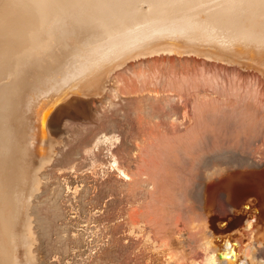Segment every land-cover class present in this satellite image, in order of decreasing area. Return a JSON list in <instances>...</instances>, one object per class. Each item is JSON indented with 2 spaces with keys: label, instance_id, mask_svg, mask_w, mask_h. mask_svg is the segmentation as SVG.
<instances>
[{
  "label": "bare ground",
  "instance_id": "obj_1",
  "mask_svg": "<svg viewBox=\"0 0 264 264\" xmlns=\"http://www.w3.org/2000/svg\"><path fill=\"white\" fill-rule=\"evenodd\" d=\"M37 2L0 0V264H264V185L251 187L264 168L254 24L228 9ZM198 64L235 75L220 84ZM88 92L99 97L93 110ZM59 125L73 134L68 149L42 170ZM116 128L110 152L100 145ZM90 146L116 168L92 187L73 180L69 197L63 170ZM219 183L221 214L210 187ZM100 222L87 241V224Z\"/></svg>",
  "mask_w": 264,
  "mask_h": 264
},
{
  "label": "rangeland",
  "instance_id": "obj_2",
  "mask_svg": "<svg viewBox=\"0 0 264 264\" xmlns=\"http://www.w3.org/2000/svg\"><path fill=\"white\" fill-rule=\"evenodd\" d=\"M198 69H206V71H203V74L206 76V77H212L216 82H218V83H220L221 84V81H225V82H227V81H229L230 79L232 80V76H234L235 75V73H231L229 70H225V71H221V65H219V66H212V65H209V64H206L205 65V67H201V64H198V67H197ZM257 79H259L260 80V85L262 86V79H260V78H258V77H255L252 81H256ZM73 94H71V95H69V96H72ZM84 96H86V97H88V108L90 109V110H93V105H94V103H97L98 102V95L96 94V93H93V92H88V93H85V95ZM92 119H90V121H91ZM94 122H95V120H94ZM60 132H61V134H60ZM109 132V131H108ZM112 132V133H111ZM120 130L118 131V128H116L115 129V132H114V130H111L110 132H109V134L107 135L108 136V138L110 139L111 138V140L110 141H106V142H104L102 145H100L102 148H107V146L109 147V149H110V152L112 151V149L115 147V146H117L118 144H119V142L121 141V135H119L120 133ZM60 134V136H59V138H58V140L55 142V143H50L48 146H46V147H44V151H43V157H44V159H47L48 160V165L47 166H45L42 170H49V169H51V166L54 164V161H55V159L56 158H58L59 157V152L60 151H62V152H64V151H66L67 149H68V146H67V143L69 142V141H71V137H72V133H70V132H68V127L67 126H65V125H59V127H58V131H57V134ZM103 133H107V132H103ZM109 135H110V137H109ZM106 136V137H107ZM113 136H115V137H113ZM113 138V139H112ZM117 139V140H116ZM111 145V146H110ZM66 149V150H65ZM96 151H97V149L96 148H93L92 146H90V147H88L85 151H83V152H79V153H75V155L73 154V159H72V164L70 163V166L68 167V168H70V169H68L67 171L64 169L63 171L64 172H67L66 174H67V176L66 177H61L60 178V180L62 181L63 180V178H66L67 180V185L64 183V185H65V187H64V194L65 195H69V197H72L70 194L72 193V191H73V184L71 183V182H73V180H75V179H80V178H83V180H82V184H79L80 186H84V185H87V186H90V187H92L93 186V184H94V180L93 179H95V180H98V181H100L101 179H102V174H103V171L105 172V171H107V169H108V172H112V169H114L115 170V163H113L112 162V160L110 159V157L109 156H106L105 157V153H107V150H103L102 152V154H101V156H99L98 157V152L96 153ZM85 153V154H84ZM95 154H97V157H95L96 155ZM105 154V155H104ZM83 158H82V157ZM104 160H103V159ZM100 160V162H99V160ZM102 159V160H101ZM75 162H74V161ZM105 160H111L107 165H105V163L103 162V161H105ZM73 162H74V164H73ZM100 163H102V166L100 165L99 166V164ZM76 164H78V166L76 165ZM81 164V165H80ZM104 165V166H103ZM110 165H112L113 167L112 168H109V166ZM73 166H74V168H73ZM75 166H77V167H75ZM72 168V169H71ZM62 171V172H63ZM95 172H97L96 173V175H95ZM256 174L254 175V178H253V184H255L254 186H251L254 190L256 189V186L258 187V185H264V181L262 180V178L264 179V168H257L256 169ZM259 172V173H258ZM59 173V172H58ZM93 173V174H92ZM36 174H39V170H37L36 171ZM256 176V177H255ZM259 178H258V177ZM260 177H261V179H260ZM255 179V180H254ZM261 180V182H259ZM260 183V184H259ZM35 184H37L36 182H34L33 183V185H35ZM218 184V183H217ZM76 185H78V184H76ZM221 183H219V186L217 185L216 186V184L214 185V186H210L211 188H212V190H210L211 188L209 187L208 188V196L210 197V196H212L211 198L212 199H214V198H216V199H214V200H212L213 201V203L214 202H216V203H214L213 204V208H217L216 210H221L220 209V207L221 206H225L224 208H227L226 206H227V204L226 203H228L227 201H226V198H225V191H223V190H221ZM68 187V188H67ZM80 188V187H79ZM78 188V189H79ZM217 188V189H216ZM92 191H94V189H91V192ZM215 194H213L212 192ZM95 192H96V190H95ZM218 192V193H217ZM223 192V193H222ZM213 194L214 195V198H213V195H211V194ZM218 195V196H217ZM218 199V200H217ZM222 199V200H221ZM246 199V200H245ZM244 199V202H246L247 201V199L248 198H245ZM75 200L73 199L72 200V204H73V207H75V202H74ZM217 203H219V204H223V205H219V204H217ZM256 204H257V202H256ZM215 205H218V207H216ZM220 206V207H219ZM89 207V206H88ZM219 208V209H218ZM259 209H260V206L258 207ZM261 211H262V208L260 209ZM103 210H101V212H102ZM68 213H71L70 215L71 216H69V217H73V211H70V212H68ZM217 214H221V211H219ZM214 215V214H213ZM84 221V220H83ZM26 222H27V218H26V220H25V222H24V225L26 224ZM85 222V221H84ZM114 223H116V222H114ZM84 225H86V223H81L80 225H79V227H78V229L77 230H80L81 229V227H83ZM88 225V228H89V230H88V235H86V239H87V241H91L92 239H93V237H91V235H92V233L93 232H98L99 233V231H101L102 230V227H103V225H104V223H99V224H95V223H89V224H87ZM30 232H31V230H30ZM32 233V232H31ZM30 237V238H29ZM23 241H24V244H22V247H23V250L24 251H26V250H29V248L30 247H32L33 248V244H32V240H31V234H29V231L27 230V225H26V228L23 226ZM95 250H93L92 252H94ZM36 254H38L39 256L37 257L36 256V258H35V261H34V263L35 262H39L40 260H39V257H40V255L42 254V251L38 248V249H36ZM70 254H75V251H72V252H70ZM57 254L55 255H53V257L52 258H50L49 259V261H55L56 259H57ZM126 257V256H125ZM117 258V257H116ZM123 258L124 257H122V260H121V256L120 257H118L116 260L114 259V261H115V263L117 264V263H119V262H121V261H123ZM154 258H159V256H155ZM259 258H261L262 260H260V261H264L263 259H264V253H262V254H260V257ZM39 260V261H38ZM114 261H112V262H114ZM62 262L63 263H67L68 262V260H62ZM153 262V261H152ZM152 262H150L151 264H153ZM154 262H156V260L154 261ZM115 263H113V264H115ZM131 262H128V263H126V264H130ZM133 263V262H132ZM131 263V264H132ZM144 263V262H143ZM146 263V262H145ZM144 263V264H145ZM147 263L148 264H150L149 263V261H147ZM39 264V263H38ZM157 264H159V263H157Z\"/></svg>",
  "mask_w": 264,
  "mask_h": 264
},
{
  "label": "snow or ice",
  "instance_id": "obj_3",
  "mask_svg": "<svg viewBox=\"0 0 264 264\" xmlns=\"http://www.w3.org/2000/svg\"><path fill=\"white\" fill-rule=\"evenodd\" d=\"M93 7L121 10L127 7L152 9L182 8L196 11L202 8L228 9L245 22L251 21L259 36V48L264 53V0H91ZM37 7H54L38 0Z\"/></svg>",
  "mask_w": 264,
  "mask_h": 264
}]
</instances>
